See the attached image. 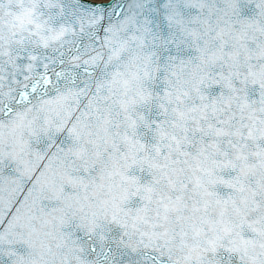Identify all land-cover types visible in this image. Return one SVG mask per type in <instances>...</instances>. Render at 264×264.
<instances>
[{"label": "snow or ice", "instance_id": "snow-or-ice-1", "mask_svg": "<svg viewBox=\"0 0 264 264\" xmlns=\"http://www.w3.org/2000/svg\"><path fill=\"white\" fill-rule=\"evenodd\" d=\"M0 264H264V0H0Z\"/></svg>", "mask_w": 264, "mask_h": 264}]
</instances>
